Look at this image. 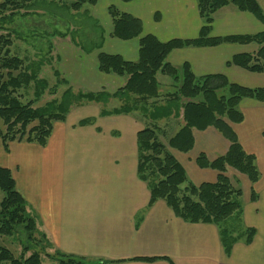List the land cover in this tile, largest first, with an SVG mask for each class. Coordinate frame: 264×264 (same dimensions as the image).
Here are the masks:
<instances>
[{
  "label": "crops",
  "instance_id": "obj_1",
  "mask_svg": "<svg viewBox=\"0 0 264 264\" xmlns=\"http://www.w3.org/2000/svg\"><path fill=\"white\" fill-rule=\"evenodd\" d=\"M256 1L264 13V0ZM91 6L95 30L76 29L83 40L96 36L97 46L84 50L78 39L55 33L50 46L51 62L57 64L55 74L70 91L82 94L114 95L127 83L126 77L100 72V53L130 62L139 60V38L123 41L112 37L110 7L139 19L144 36L153 35L162 43L195 40L204 25L196 0H98ZM261 33L264 23L253 14L226 6L214 15L210 37ZM257 50L255 44L187 47L174 50L167 61L178 69L188 64L196 77L220 75L243 87L264 88V73L229 64L235 56ZM166 77L157 76L164 96L158 100L160 106L168 104L166 96L173 89V80ZM112 100L118 99L107 104ZM118 101L110 110L95 102L73 106L64 122L54 123L46 146L21 139L6 147L0 138V167L11 171L18 193L53 252L115 264H264V102L243 100L244 119L231 124L243 150L255 157L260 178L252 184L245 175L227 169L232 184L242 190V210L214 225L187 223L164 201L150 206V190L138 177V133L146 127L163 133L177 121L173 137L183 126L182 112L179 117L155 120L138 112L101 116L104 110L120 108L122 102ZM84 121L89 123L81 125ZM193 136L194 148L189 153L170 149L186 171V185L216 183L219 173L200 168L196 160L200 154L210 161L226 155L230 142L214 127L194 130ZM222 231L233 243L229 251ZM252 231L253 238L247 243Z\"/></svg>",
  "mask_w": 264,
  "mask_h": 264
},
{
  "label": "trees",
  "instance_id": "obj_2",
  "mask_svg": "<svg viewBox=\"0 0 264 264\" xmlns=\"http://www.w3.org/2000/svg\"><path fill=\"white\" fill-rule=\"evenodd\" d=\"M97 1L68 0L67 7L72 11H79L84 5H95ZM120 1L128 3L133 0ZM38 2L4 0L0 3V17L5 11H11L9 17H15L22 10L34 9ZM196 2L204 23L200 36L195 40L175 39L166 43L160 42L153 35L144 36L143 24L139 19L110 7L109 15L113 22L112 37L123 41L139 38V60L130 62L118 55L100 53L98 58L100 72L126 77V85L114 95L78 93L75 96L68 90L62 100L71 98L75 100V104L71 107L82 105L84 102L107 104L112 98L122 102L120 108L104 110L101 116L138 112L155 120L179 117L182 112L183 126L169 139L168 145L160 140L156 128L146 127L138 133V177L150 190V206L157 201H164L176 217L187 223L220 225L233 215L240 214L242 210L240 202L242 190L232 184L226 175L227 169L232 168L245 175L252 184L258 182L260 178L255 157L243 150L231 124H240L243 121L244 116L240 110V103L243 100L264 102V88L243 87L230 83L220 75L196 77L188 64L178 69L168 63L167 58L174 50L187 47L255 44L258 50L254 54L237 55L229 64L252 73H264V33L225 38L210 37L214 15L226 6H234L239 11L251 13L262 23H264V13L256 0H196ZM11 46L12 40L8 35L0 36V120L6 128L5 131L0 129V138L6 147L10 141L21 139L46 146L54 123L64 122L70 111L49 113L45 109L34 108L32 102L28 104L21 102L17 92L24 87V79L33 80L36 75L34 72L26 75V71H23L24 61L12 55ZM159 74L173 80L174 91L166 96L168 104L165 106H160L158 102L164 97L161 92L162 84L157 78ZM42 84L46 85L45 82ZM58 106L62 107L63 103ZM88 123L84 121L81 125ZM34 124L36 125L31 127ZM209 127L218 130L230 142V148L226 155L214 161L200 154L196 162L202 169L216 170L219 173L218 180L216 183H203L200 186L189 183L186 185V171L171 154L170 149L184 154L189 153L194 148L193 131H204ZM0 190L4 193L0 203V238L13 237L22 228L28 236L27 242L36 241L41 245L47 242V245L51 246L46 234L39 231L28 203L18 193L11 171L3 167H0ZM36 234H40L43 240H36ZM252 238L253 231L250 232L247 243H250ZM222 241L226 251H229L233 243L225 231H222ZM42 248L44 249V246ZM28 252L30 248L25 247L24 254L16 258L10 249L0 244V264H42V251L32 252L26 257ZM46 255L56 264L116 263V261L104 260L90 261L60 251ZM155 260L143 259L148 262Z\"/></svg>",
  "mask_w": 264,
  "mask_h": 264
},
{
  "label": "rangeland",
  "instance_id": "obj_3",
  "mask_svg": "<svg viewBox=\"0 0 264 264\" xmlns=\"http://www.w3.org/2000/svg\"><path fill=\"white\" fill-rule=\"evenodd\" d=\"M68 3V0H42L36 4L37 6H35L34 9L22 10L15 17H9V15L12 14L11 11H5L4 14H1V17L6 16L9 18L2 19L0 17V36L8 35L11 38V53L24 61L23 71H26V75H31L32 72L36 75V78L33 80L32 78L24 79V87L17 92V97L22 103L28 104L32 102L34 108L45 109L49 113H60L66 110L71 111L72 104H75V100H72V98L62 100L64 94L66 91L70 90V88H67L63 83L64 80H62L59 75L55 74L57 64L54 61L51 62L50 56V46H52L54 42L52 34L55 33L58 36L66 34L65 36L69 38H73L74 40L78 39L79 42L76 41L84 50L97 46L96 36L83 40L77 35L78 29H76L79 27L91 29L90 31L95 30L93 22L90 20L92 6L86 4L81 11L74 14L72 10L68 9ZM26 12L28 13L25 14ZM166 79L168 78L166 77ZM159 80H164V78L160 76ZM43 82H45L46 85L42 84ZM171 91L173 92L174 90L172 89ZM71 94L75 96L78 95V93L74 91ZM60 103H63L62 107L58 106ZM84 104H88V102H84L82 105ZM118 105V100H112L109 104H106L105 107L110 110ZM139 114L142 115V113ZM177 124L178 122L175 121L173 128H176ZM35 125L36 124L31 127ZM173 128L158 134L160 140L164 142L165 145H168L169 137L174 134L173 132L175 129ZM0 129L3 131L6 129L2 120H0ZM182 188L184 190V186ZM3 197L4 193L0 190V203ZM35 237L38 241L39 239L43 240L40 234H36ZM27 241L28 236L22 228L19 233L13 237L0 238V244L10 249L16 258H20L21 255L24 254L25 247H28L30 248V252H28L26 256L29 257L31 253L35 251H42L41 257L43 264H56L46 255V253H54L51 246L47 245V242H43L41 245L36 241L34 243ZM43 246L44 249L42 248Z\"/></svg>",
  "mask_w": 264,
  "mask_h": 264
}]
</instances>
